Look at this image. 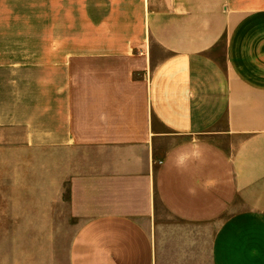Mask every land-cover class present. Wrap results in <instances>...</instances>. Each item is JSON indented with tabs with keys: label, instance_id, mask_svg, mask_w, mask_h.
Returning a JSON list of instances; mask_svg holds the SVG:
<instances>
[{
	"label": "crops",
	"instance_id": "1",
	"mask_svg": "<svg viewBox=\"0 0 264 264\" xmlns=\"http://www.w3.org/2000/svg\"><path fill=\"white\" fill-rule=\"evenodd\" d=\"M0 148L67 161L69 264H264V0H0Z\"/></svg>",
	"mask_w": 264,
	"mask_h": 264
},
{
	"label": "rangeland",
	"instance_id": "2",
	"mask_svg": "<svg viewBox=\"0 0 264 264\" xmlns=\"http://www.w3.org/2000/svg\"><path fill=\"white\" fill-rule=\"evenodd\" d=\"M0 148V264H69L80 223L70 214L67 161L45 167L42 153Z\"/></svg>",
	"mask_w": 264,
	"mask_h": 264
},
{
	"label": "clouds",
	"instance_id": "3",
	"mask_svg": "<svg viewBox=\"0 0 264 264\" xmlns=\"http://www.w3.org/2000/svg\"><path fill=\"white\" fill-rule=\"evenodd\" d=\"M199 153H192V154H186V153H179L176 157V161H175V166L177 168V170H183L185 168V166L190 162L191 159L193 158H198ZM207 183H210L207 182ZM194 194V193H192Z\"/></svg>",
	"mask_w": 264,
	"mask_h": 264
}]
</instances>
